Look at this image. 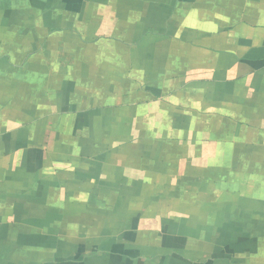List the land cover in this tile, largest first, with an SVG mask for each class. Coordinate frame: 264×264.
I'll list each match as a JSON object with an SVG mask.
<instances>
[{"label": "crops", "instance_id": "0c3cea01", "mask_svg": "<svg viewBox=\"0 0 264 264\" xmlns=\"http://www.w3.org/2000/svg\"><path fill=\"white\" fill-rule=\"evenodd\" d=\"M0 264H264V0H0Z\"/></svg>", "mask_w": 264, "mask_h": 264}]
</instances>
